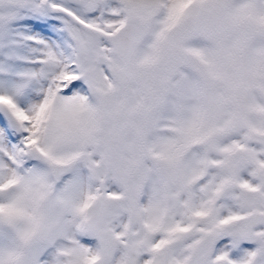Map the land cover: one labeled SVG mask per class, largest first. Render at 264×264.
<instances>
[{"label":"snow or ice","instance_id":"6c2138e0","mask_svg":"<svg viewBox=\"0 0 264 264\" xmlns=\"http://www.w3.org/2000/svg\"><path fill=\"white\" fill-rule=\"evenodd\" d=\"M0 264H264V0H0Z\"/></svg>","mask_w":264,"mask_h":264}]
</instances>
